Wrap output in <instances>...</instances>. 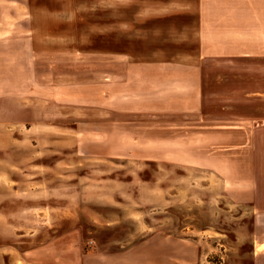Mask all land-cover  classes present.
<instances>
[{
	"label": "rangeland",
	"instance_id": "374dc122",
	"mask_svg": "<svg viewBox=\"0 0 264 264\" xmlns=\"http://www.w3.org/2000/svg\"><path fill=\"white\" fill-rule=\"evenodd\" d=\"M63 1L0 0L3 263L28 249L36 264H80L82 255L93 264L94 254L123 253L158 235L194 249L179 264H264V127L255 131L254 154L251 139L253 121H264L261 49L244 61L236 47L213 53L225 58L205 61L200 83L183 72L165 79L144 61L194 52L186 34L154 19L141 24L130 14L135 6L125 10L117 0L97 8L95 0H75L84 10L74 16L58 14ZM125 21L133 22L129 29ZM37 27L51 33L46 41L29 38ZM125 54L143 59L132 70L151 72L129 78L135 88L145 85V98L154 94L145 90L173 80L179 101L202 105L186 133L221 131V142L173 143L161 150L168 158L157 159L137 151L150 149L139 142L129 143L126 153L135 155L128 156L121 146L128 143L110 149L89 136L118 119L192 120L180 112L145 116L155 105H99L123 82L108 81L106 72L133 62ZM199 85L203 92H194ZM119 150L124 157L113 156Z\"/></svg>",
	"mask_w": 264,
	"mask_h": 264
},
{
	"label": "crops",
	"instance_id": "0c3cea01",
	"mask_svg": "<svg viewBox=\"0 0 264 264\" xmlns=\"http://www.w3.org/2000/svg\"><path fill=\"white\" fill-rule=\"evenodd\" d=\"M95 1L97 5H95L94 8H97L99 7L100 2L107 3L115 2L116 0ZM117 1L123 3L122 6L119 7H123L125 10L131 9L132 6H135L132 12L130 11V14H133V17L136 20L144 18L143 21H140L141 24L146 20L154 19L158 22V25L162 23L161 25L167 27L169 31L174 32L179 30L181 34H186L188 42H191L194 52L189 54L177 53L176 55H157L155 56V60L144 61L153 62V64H155L154 66L159 68V72L157 73L159 77L173 79L183 72L185 73V76L197 78L200 83L204 74L203 65L205 61L225 58L222 54L213 55V53L220 52L226 47H236L238 50L236 59L242 61L257 58L254 52H249L251 48L254 49L255 47L260 48L262 51L260 55L264 56V0ZM62 8L63 10L58 13L59 15L66 14L68 16H74V14L77 15V13L83 12L84 10V6L77 4V1L75 0H64ZM132 23L133 22L125 21L123 22V25H120L125 29H129L132 26ZM113 25L116 28V24L114 23ZM30 34L29 38L31 40H35L38 36L45 41L47 37L51 35L49 31L47 32L46 29H40L39 27L34 28ZM172 40L173 42L178 41L176 37H173ZM213 48H216V51L212 52ZM123 57L130 58V61L133 62L124 65L122 71L108 70V72H106V76L109 78L108 81H115L117 78H120L123 82L114 83L119 87H109L107 92H104L107 102H100V104L98 103L99 105H155L148 108L149 112H145V116L154 113L169 115L171 113L175 114L176 112H180L191 116L192 120L188 118L179 121L177 120L178 118L175 117H169L164 120H154L147 119L149 117H146V119L138 122H124L118 119V121L109 122L108 124H110L111 127L107 130H92L91 133H87L89 136L92 138H98V140H101L102 142L106 141L109 147L111 145L112 148L110 147V149L114 148L112 145L113 142L128 144L139 142L141 145H145L150 149H138L137 151L141 154H145V156L147 155V157H151L149 156L151 153L152 156L155 155L157 159H159V157L168 158L167 154L161 153V150L165 151L163 146L171 147L173 146V143L197 140L204 142H206V140L208 142L215 140L216 142H221V131L214 133L190 131L189 133H186L188 128L194 127H184L185 124H194L196 111H200L202 105L201 103H195L192 101H179V95L183 93L178 89H175L177 84L173 80L163 82L159 86L157 84L155 90H145L144 92L151 91V93H154L152 95H146L148 98H145L142 92L145 85L140 82L139 87L135 88L136 82L131 83L129 78L133 74H136L139 78H148L149 73L151 72L145 69L132 70L136 63H134V61L140 60L137 61L138 64L143 60L142 58L133 55L131 56L130 54H125ZM137 66L140 67L141 64H138ZM200 86L201 85H199L197 87L198 90H195L194 92H203ZM165 92L168 94L167 96L163 95ZM255 92L256 94H260L258 93L260 91ZM256 94L254 93L253 95ZM255 101H257L256 97ZM104 110L110 113L108 108H104ZM241 124L243 126L244 122H241ZM251 126L253 128L251 138L253 143L252 153L254 154L255 131L259 127H264V121H262V123L253 121ZM137 128L139 129L137 130ZM197 132L202 134L200 138L196 137ZM225 139L226 138L224 137L223 140ZM149 143H152V146H149L151 145ZM128 144L121 145L125 154H127L126 152H129L132 148V145ZM122 150H119L120 153L114 154L113 156L124 157L125 154L121 153ZM134 153L135 152L129 154L135 155ZM129 154L127 155L129 156ZM190 250L195 254L194 249L189 245L173 243L162 236L152 235L148 240L130 248L128 251L114 254H94L91 257V261L93 264H179L191 261V258L186 256V253L190 252ZM33 252V250L28 249L27 251H21V249L17 250V252L12 255L13 260L11 264H36ZM3 259L4 249L1 245L0 264H4ZM76 261L80 264H85L84 255L80 258L76 257ZM194 261L195 260L192 262Z\"/></svg>",
	"mask_w": 264,
	"mask_h": 264
}]
</instances>
